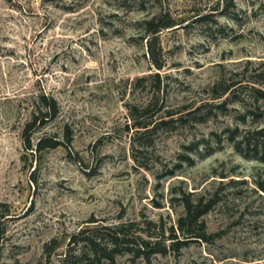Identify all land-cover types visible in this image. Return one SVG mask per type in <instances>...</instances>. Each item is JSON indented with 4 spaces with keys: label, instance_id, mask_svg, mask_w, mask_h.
I'll use <instances>...</instances> for the list:
<instances>
[{
    "label": "rangeland",
    "instance_id": "obj_1",
    "mask_svg": "<svg viewBox=\"0 0 264 264\" xmlns=\"http://www.w3.org/2000/svg\"><path fill=\"white\" fill-rule=\"evenodd\" d=\"M258 79L264 0H0V264H63L73 235L121 224L158 227L170 246L201 198L211 208L192 227L205 238L115 264H264V162L228 132L253 124L239 101ZM234 84L239 101L206 123L134 132L129 107L188 113ZM36 95L59 115L26 150ZM42 138L61 145L36 152Z\"/></svg>",
    "mask_w": 264,
    "mask_h": 264
},
{
    "label": "trees",
    "instance_id": "obj_2",
    "mask_svg": "<svg viewBox=\"0 0 264 264\" xmlns=\"http://www.w3.org/2000/svg\"><path fill=\"white\" fill-rule=\"evenodd\" d=\"M151 24L153 25L154 22L151 21ZM156 27L158 29H167L173 27V25L161 22ZM158 68L161 69L162 66L159 65ZM155 77L160 78V75L156 74ZM239 84L225 85L222 92L212 98V100L225 98L219 101L221 103H203L204 105L188 113L184 111H169L165 116L155 118L159 112H151L157 106V100L155 98L145 106L129 107L130 115L136 128L134 132L136 135H140L143 132L142 130H145V134H149L156 132L159 127L168 128L172 123L182 125L192 115L195 116L194 120H196V123H206L213 116H216L213 114L214 109L226 110L229 101H239V97L235 95V90H237L236 86ZM246 86L249 91L247 101L252 103L251 105H247V101L243 99L239 101L244 103L248 109L238 120L242 124H246L248 118L251 117L254 125L252 124L244 132H241L239 127L228 129L230 134L229 140L241 155L264 162V108L261 106L256 107L259 102L264 103V81L259 79L254 80ZM31 106L32 111L29 119L25 123L23 133V143L26 150H33L32 135L34 132L43 129L48 122L54 120L59 115L57 101L46 95L34 96ZM252 106H255V109H250ZM176 116L178 117L175 120ZM60 145V141L58 140L42 138L35 147L36 152H42L47 149H57ZM149 145L150 143H144L138 146L147 147ZM133 146L135 148V142ZM211 202L212 200L204 203L203 198H201L194 208L190 204L186 205V217H181L178 220V227L176 230H173L171 238L169 239L175 242L170 246H167L165 243L162 246L160 241H155L159 235L164 237L162 230L160 228L158 229V227H156L157 229L155 230L157 231H154L155 233H150L148 229L143 228L133 233L131 227L135 226L134 224L104 227L103 230L85 229L71 237L69 240V249L62 255V262L63 264H115V259L118 255L130 254L136 258L148 259L155 254L166 255L169 250L180 251V248L188 245L189 242H197V240L205 238L203 233L205 229L204 222L201 223V229L199 231L194 230L192 226L194 222H198L200 218L209 212ZM94 222L96 221H91V223ZM147 225L151 226L152 222H148Z\"/></svg>",
    "mask_w": 264,
    "mask_h": 264
}]
</instances>
